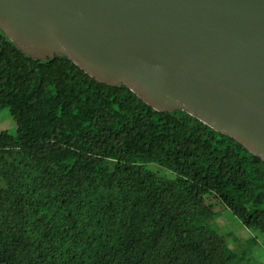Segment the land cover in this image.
I'll return each instance as SVG.
<instances>
[{"label": "trees", "instance_id": "trees-1", "mask_svg": "<svg viewBox=\"0 0 264 264\" xmlns=\"http://www.w3.org/2000/svg\"><path fill=\"white\" fill-rule=\"evenodd\" d=\"M5 109L17 131L0 129V264H263L208 223L213 196L264 233V161L236 139L0 27Z\"/></svg>", "mask_w": 264, "mask_h": 264}, {"label": "water", "instance_id": "water-1", "mask_svg": "<svg viewBox=\"0 0 264 264\" xmlns=\"http://www.w3.org/2000/svg\"><path fill=\"white\" fill-rule=\"evenodd\" d=\"M0 27L26 53L69 56L264 161V0H0Z\"/></svg>", "mask_w": 264, "mask_h": 264}, {"label": "rangeland", "instance_id": "rangeland-1", "mask_svg": "<svg viewBox=\"0 0 264 264\" xmlns=\"http://www.w3.org/2000/svg\"><path fill=\"white\" fill-rule=\"evenodd\" d=\"M0 129L9 130L12 134L17 131L16 122L8 109L0 112ZM185 196L188 203H192L195 199L194 195L190 193ZM206 201L215 211V215L208 220V223L226 236L231 247L241 252H248L251 262L264 264V233L245 227L230 210L223 207L213 196L207 197Z\"/></svg>", "mask_w": 264, "mask_h": 264}]
</instances>
